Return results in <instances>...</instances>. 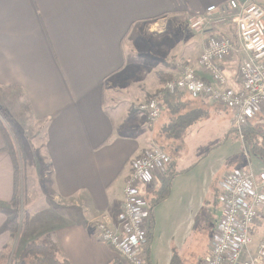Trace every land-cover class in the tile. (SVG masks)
<instances>
[{"label":"crops","instance_id":"crops-1","mask_svg":"<svg viewBox=\"0 0 264 264\" xmlns=\"http://www.w3.org/2000/svg\"><path fill=\"white\" fill-rule=\"evenodd\" d=\"M227 1L0 0V87L9 89L0 93V102L15 128L28 119L45 123L52 194L34 207L26 231L14 238L3 209L14 200L15 168L0 130V251L40 241L55 246L66 264H128L91 226L99 220L118 224L133 162L152 147L163 146L176 156L177 176L169 197L154 210L148 264H174L176 255L190 253L195 264H203L214 233L204 245H191L198 218L206 215L205 206L221 199L224 176L243 166L233 116L209 97L183 94L184 114L200 117L187 127L184 148L177 151L178 142L162 133L170 123L168 112L149 127L139 106L157 97L185 64L204 82L224 89L199 61L211 33L236 39V26H217L206 33L180 26L186 19L196 21L208 6ZM254 1L264 8V0ZM152 22L169 26L173 34L149 38ZM247 59L240 49L220 62L227 89H240L237 74ZM172 60L176 64L170 66ZM247 127L264 132V117L256 114ZM251 161L256 170H264L260 157L254 154ZM161 185L142 187L149 209ZM252 233L246 259L264 241V212ZM156 235L165 240L160 248Z\"/></svg>","mask_w":264,"mask_h":264},{"label":"built area","instance_id":"built-area-1","mask_svg":"<svg viewBox=\"0 0 264 264\" xmlns=\"http://www.w3.org/2000/svg\"><path fill=\"white\" fill-rule=\"evenodd\" d=\"M195 20L191 25L193 29L207 22H229L236 26V39L211 33L199 61L213 82L224 89L204 82L194 67L185 64L180 66L177 78L166 82L164 90L206 96L226 107L233 116V130L246 159L245 167L225 175L220 183L223 213L203 264H264V241L255 254L247 259L244 257L253 244L252 230L264 212V170L252 167L244 138L250 119L258 113L264 117V8L254 0H228L223 5L208 6ZM240 49L249 59L239 67L240 89L234 91L226 88L227 78L220 62L230 60ZM139 110L146 113L148 126L153 127L165 108L157 97H151L139 106ZM170 162V156L156 146L140 155L133 162V172L125 183L118 224L114 226L99 220L91 226L95 236L128 264H148L145 247L148 245L150 209L142 187L160 185Z\"/></svg>","mask_w":264,"mask_h":264},{"label":"rangeland","instance_id":"rangeland-1","mask_svg":"<svg viewBox=\"0 0 264 264\" xmlns=\"http://www.w3.org/2000/svg\"><path fill=\"white\" fill-rule=\"evenodd\" d=\"M193 22L194 21L193 20L191 21V19H186L184 20L182 26L180 27L183 28L186 27V29L188 30L190 29L189 27H191ZM229 24H230L229 22H227L226 24H214L213 22L211 23L207 22L201 25L199 28H197L198 30L193 29L192 27H191L192 29L190 30L192 31L197 30L199 32L206 33V31L210 28L215 29V27L217 26L222 28ZM149 27H150L149 38L157 35L163 36L166 35L167 33L168 35H172L174 32V29L171 30L169 26L164 27V25L158 22H152ZM216 35L225 36V34H219V33H217ZM169 64L170 66H173V64H176V62L175 60H172L169 61ZM4 117H6V119L8 120V116L7 115L5 116L0 112V118L3 119L4 124L8 128L9 132L11 133L15 141L19 176H17V179H15L16 190H17L15 195L16 197L15 202H13L12 205H10L7 208H4L3 210H5L9 216L8 217L10 222L9 226L11 227L12 222L15 220L16 223L19 224V227H21L22 224L25 225L24 226L25 227L24 232H25L26 231L25 229L28 224V217L32 214V212L37 210L34 207H40V205L45 203L47 200H49L52 195L50 189V183H49L50 178L47 175L49 171V165L47 166L46 164L45 152H44L45 123H35L34 121L28 119V122H26L27 124L23 125V127L15 128L14 126H12L11 128L10 127L11 125L5 121ZM234 137H235L234 139H237L235 135ZM240 143L239 145L241 146ZM166 151L169 153L167 149ZM241 155L242 158L244 159L242 165L245 167L246 159L244 158L242 152ZM253 155L254 154L250 152V157L252 156L251 159H253ZM242 167L238 169H241ZM233 172L235 171L228 172L227 174ZM166 177L167 175L164 177L163 181L165 180ZM220 200H218L216 204H212L211 206L204 207L207 210L205 211L206 215H203L202 217L198 218L196 224V230H195L196 236L192 238L191 245H198V246L204 245V242L207 239V237L209 236L211 237V235L214 233L223 213L222 202H220ZM157 232L158 234H160V221L158 223ZM164 241H165L164 238H161L158 235H156L155 242L159 246V248L163 246ZM194 256L195 255L193 253H190L189 255H186L184 257H182V255L179 256L176 255L175 257L176 260L174 264H195Z\"/></svg>","mask_w":264,"mask_h":264},{"label":"trees","instance_id":"trees-1","mask_svg":"<svg viewBox=\"0 0 264 264\" xmlns=\"http://www.w3.org/2000/svg\"><path fill=\"white\" fill-rule=\"evenodd\" d=\"M9 89H4L0 87V93H6ZM183 94L180 93H172L163 90L157 96L159 97V101L163 104L165 111L168 112L170 116V123L162 129L163 135L167 139H172L177 141L178 144L176 146V150L179 151L184 148L183 139L184 134L189 125H192L194 121H196L200 116L197 114H184L183 106L180 104V98ZM0 112L3 115L8 116V120L4 117L5 121L10 124L11 128L14 126L9 114L4 110L1 102H0ZM184 114V115H183ZM15 127V126H14ZM0 130L6 141V150L10 153L13 159L14 168H15V179H17L18 171V160L16 158V145L14 138L9 132L8 128L3 122V119L0 118ZM234 133V132H233ZM235 134V133H234ZM244 138L245 143L257 157H260L264 162V132H255L253 129L248 127L244 130ZM165 153L169 154L171 158V162L168 165V173L165 180L162 182L160 189L157 192L156 199L150 205V216H149V225H148V245L145 247V253L147 255V260L149 261V247L150 243L154 237V227H155V218H154V210L155 208L164 200L169 197L172 188L173 179L177 176L175 172V163L174 160L176 156L174 153H168L166 149L162 146L159 147ZM252 149V150H251ZM16 182V180H15ZM16 184H15V195H16ZM25 225L22 224L19 227V224L14 220L11 225V233L15 238L17 234L19 237L24 232ZM0 264H66L58 259L57 250L55 246L50 245L45 242L34 241L28 243L20 250L13 251L12 246H6L0 251Z\"/></svg>","mask_w":264,"mask_h":264}]
</instances>
